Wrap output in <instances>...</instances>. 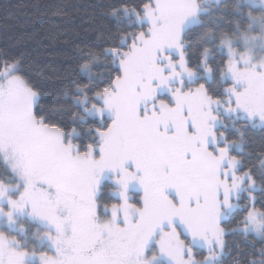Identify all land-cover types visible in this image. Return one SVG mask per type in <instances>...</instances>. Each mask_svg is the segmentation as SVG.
Masks as SVG:
<instances>
[{"label":"snow or ice","instance_id":"obj_1","mask_svg":"<svg viewBox=\"0 0 264 264\" xmlns=\"http://www.w3.org/2000/svg\"><path fill=\"white\" fill-rule=\"evenodd\" d=\"M99 14L54 102L0 55V264H264V0Z\"/></svg>","mask_w":264,"mask_h":264},{"label":"trees","instance_id":"obj_2","mask_svg":"<svg viewBox=\"0 0 264 264\" xmlns=\"http://www.w3.org/2000/svg\"><path fill=\"white\" fill-rule=\"evenodd\" d=\"M114 0H0V55L23 54L36 71L53 77L44 86L54 102L59 76L76 64L77 49L105 47L102 27H111L99 14L100 5ZM113 27V31H114ZM95 72L96 69L94 68ZM259 144L258 132L250 133ZM259 247V245H257Z\"/></svg>","mask_w":264,"mask_h":264}]
</instances>
